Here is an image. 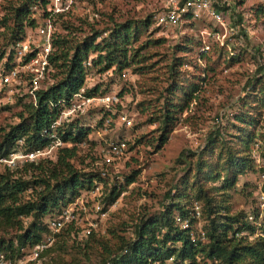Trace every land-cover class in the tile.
I'll return each instance as SVG.
<instances>
[{
	"label": "rangeland",
	"instance_id": "rangeland-1",
	"mask_svg": "<svg viewBox=\"0 0 264 264\" xmlns=\"http://www.w3.org/2000/svg\"><path fill=\"white\" fill-rule=\"evenodd\" d=\"M24 1L0 0V23L6 19V25H0V74L18 70L11 82H0V141L20 121L17 114L22 103L30 100V70L23 66L24 57L17 56L20 41L12 40L16 34L14 8ZM216 2L223 25L204 11L180 25L157 24L155 16L163 11L165 0H45V4L36 0L29 4L28 18L35 26L25 27L21 41L26 39L31 48L43 43L38 28L49 14L52 52V41L58 35L72 44L99 32V41L121 23L131 24L133 35L126 67L100 70L94 65L95 52L84 62V91L97 87L93 94L97 99L74 111L72 120L85 131V138L76 145L70 162L82 176L93 174L94 182L102 183L103 197L97 191H80L85 206L80 218L83 225L93 224L91 233L85 237L82 227L70 234L64 228L56 233L48 230L42 241L50 250L44 253L46 247L37 250L17 241L31 216L19 217L22 230L18 221L8 225L0 218V253L6 259H21L19 264H103L108 252L120 254L123 246L137 239L139 225L159 220L175 202L181 209H172L174 224L187 229L200 248H208L212 220L221 223L227 216L237 215L252 227L237 233L244 243L253 245L257 238L264 239V0H215L213 4ZM56 73L49 62L40 88L52 84ZM104 96L110 98L109 103L99 100ZM170 112L173 125L166 142L160 144L161 122ZM121 116L131 124L126 125ZM119 138L127 140L128 150L115 166H104L101 147L105 141ZM24 142L17 141L13 152L27 151ZM57 151L34 162L46 167V160L56 161ZM231 155H236V163ZM24 163L7 166L0 162V174L6 168L17 174ZM236 170L235 184L224 188L226 178L231 181ZM197 171L201 177L211 171L215 178L202 179L198 185ZM33 172L28 169L23 178L29 179ZM131 175L135 179L127 184ZM113 187L119 196L110 201ZM34 196L29 188L20 194V200ZM96 200H100L98 211L93 206ZM55 211L47 213L42 223ZM151 232L161 236L164 230L156 225ZM10 242L14 256L12 249L5 248ZM195 261L222 264L203 253ZM172 262L170 257L165 264Z\"/></svg>",
	"mask_w": 264,
	"mask_h": 264
},
{
	"label": "trees",
	"instance_id": "trees-1",
	"mask_svg": "<svg viewBox=\"0 0 264 264\" xmlns=\"http://www.w3.org/2000/svg\"><path fill=\"white\" fill-rule=\"evenodd\" d=\"M35 1L26 0L14 8L16 34L12 35L13 42H19L24 38L25 27L35 26V21L28 18L29 4L32 5ZM42 3L45 4V0H42ZM5 20L4 18L0 25H6ZM132 29L131 24L121 23L99 41L97 38L100 34L95 32L72 44L67 38L59 35L55 37L52 41L55 50L50 54L49 62L57 70L54 74L56 79L49 86L36 91L35 104L30 100L22 103L21 111L17 114L20 121L12 125L0 141V158L8 156L14 150L17 141L21 139H24L25 145L28 146L27 151L46 146L49 139L43 132L48 129L58 117L60 109L64 107L58 102L65 101L67 105L72 95L83 87L87 74L84 62L89 54L97 53L94 65H98L100 70L113 66L118 69L126 67L128 65L127 46L133 35ZM96 89L97 87L86 89L84 95L91 97ZM172 111L175 112L176 108H172ZM173 120L174 115L171 112L164 115L161 122L163 132L158 138L160 144L166 142ZM63 125L66 127H62ZM63 125L56 129L64 142V145L58 148L56 161L46 160L49 164L46 167L42 166V162L36 164L34 161H29L23 164L22 170L17 174L8 168L6 173L0 174V218H3L8 225L18 221L21 230L19 217L31 216L32 218L27 228L18 236L17 241L21 246L26 244L35 246L41 243L43 235L48 231L45 222L41 221L43 217L54 209H56L55 214L50 216L57 215L64 206L81 195V190L87 192L94 184L95 175L82 176L70 162V159L76 155V145L85 138V131L77 127L73 120ZM230 160L235 163L238 161L236 155H231ZM30 168L34 171L32 177L24 179L23 174ZM238 171L236 170L231 181L226 178L224 188L227 189L235 184V175ZM206 173H202L201 177L199 171L196 172V184L199 185L202 179L211 181L215 178L211 171ZM134 179L135 175L128 176L126 183L130 184ZM29 188L35 192L34 198L21 201L20 194ZM118 192L119 190L113 187L110 192V201L119 196ZM204 198L209 202L207 196ZM173 207L181 209L178 202H175L172 206L166 207L159 220L155 219L149 226L139 225L136 232L137 239L123 246L120 254L108 252L103 264H165L170 257L173 258L172 264H196L195 257L199 253H203L209 259L218 260L222 264H264V239L257 238L253 245L244 243L237 233L251 230L252 227L239 216H227L226 221L221 223L216 222L215 219L212 220L209 231L210 242L206 249L200 248L199 244L191 240L187 229H181L174 224L171 218ZM156 225L159 230H164L161 236L151 232ZM64 230L70 234L78 229L68 226ZM168 243L171 247H167ZM176 243L180 245L176 247ZM12 247L11 242L5 246L9 249ZM49 250L50 248L46 247L44 253ZM12 252L11 255L14 256V249Z\"/></svg>",
	"mask_w": 264,
	"mask_h": 264
},
{
	"label": "built area",
	"instance_id": "built-area-1",
	"mask_svg": "<svg viewBox=\"0 0 264 264\" xmlns=\"http://www.w3.org/2000/svg\"><path fill=\"white\" fill-rule=\"evenodd\" d=\"M215 1V0H214ZM213 0H165L164 9L162 12L155 16L157 24H165L169 26H176L187 21V18L200 17L201 11H204L212 20L224 24V19L222 13L216 5L213 4ZM58 8L53 10L54 13L58 12ZM51 15L49 14L44 20L43 24L38 28L39 35L43 38V43L36 48H31L28 41L25 39L17 44L16 53L19 59L24 57V67L30 70L31 78L29 79L28 93L30 96V101L34 104L36 103V91L40 89V81L44 79L45 74L49 69V56L51 54V36L53 33V26L51 21ZM18 73L17 69L10 70L4 74H0V82L9 83L13 80ZM84 88L81 87L80 90L73 94L69 99V103L65 105V101L58 102L63 104V108L60 109L58 117L50 124L48 129L44 130V135L49 139L46 146L32 150L25 151L22 153L11 152L8 156L1 157L0 162H3L7 166H15L18 161H35L38 158H44L49 156L53 149H57L64 145V142L57 134L56 129L63 123L69 122L74 117V111L76 107L79 108L80 104H88L96 100L94 96L88 97L83 94ZM81 99V103L77 101ZM99 100L104 103H109L110 98L104 96L99 98ZM122 121L126 125L131 124V120L126 116H121ZM128 150V143L125 138H119L116 140L105 141L104 145L101 147L100 155L102 158V164L104 166H115V163L125 155ZM105 176V172H102L101 177ZM101 181V180H99ZM102 183L94 182L93 186L87 191L93 193L98 192V197H103L104 193L101 191ZM82 194L79 195L75 200L64 206L57 215L47 217L45 224L50 232L56 233L66 228L72 226L75 229L81 228V232L86 237L91 233L93 224L87 222V225H83L84 220L80 218L81 211L85 210V206L82 201ZM261 199H264L261 196ZM80 200V201H79ZM80 205V206H79ZM96 211H98L100 206V200H96L93 204ZM264 207V203L261 205ZM195 210L199 213V207L195 206ZM86 220V219H85ZM88 221V220H86ZM47 247V244L43 241L34 246V249H43ZM37 254V252H36ZM22 260L19 259L14 261L12 259L8 260L5 258L4 254L0 253V264H19Z\"/></svg>",
	"mask_w": 264,
	"mask_h": 264
}]
</instances>
